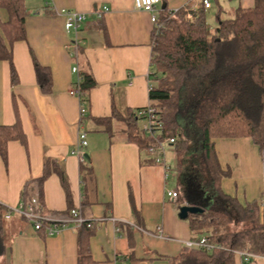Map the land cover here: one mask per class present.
I'll return each mask as SVG.
<instances>
[{
	"label": "crops",
	"instance_id": "1",
	"mask_svg": "<svg viewBox=\"0 0 264 264\" xmlns=\"http://www.w3.org/2000/svg\"><path fill=\"white\" fill-rule=\"evenodd\" d=\"M209 1L210 8L205 12L211 25L217 12L223 18L254 4V0ZM24 3L28 12L26 40L11 46L16 85H11L8 63L0 61V127H11L19 121L25 144L8 142L6 163L0 159V206L15 208L27 185L30 196L37 195L48 216L75 209L93 224L85 248L95 264H169L185 243L193 240L188 221L179 218V208L184 204L206 207L210 193L199 186L206 194L204 206L187 201L182 173H191L178 165L171 146L170 159L175 166L166 163L169 170L165 171L152 162L147 151L127 141L122 123L94 122L110 118L112 113L124 117L130 110L149 105L150 14L136 10L133 0ZM201 3L166 0L157 11L165 8L174 12L187 6L201 9ZM102 7L108 10L98 18L95 12ZM61 10L82 13L85 22L77 30L66 32ZM0 18L4 21L6 15L0 12ZM75 40L81 45L72 55L67 46ZM31 53L50 74L48 93L38 86ZM74 67L78 73H72ZM83 73L92 77L95 86L88 92L86 115L80 123V103L69 91ZM83 130L87 146L86 163L81 166L71 152ZM213 144L221 170L228 173L219 181L221 191L241 205L256 202L259 222L264 225V205L260 206L264 164L258 148L249 138H217ZM46 162L50 173L38 195L37 180ZM55 170L63 173L68 196ZM169 191L178 194L176 200L167 197ZM84 230L69 225L48 236L11 212L9 219L4 215L2 220L6 252L0 264H77ZM234 264H264V256L252 255L245 262L236 253Z\"/></svg>",
	"mask_w": 264,
	"mask_h": 264
},
{
	"label": "trees",
	"instance_id": "2",
	"mask_svg": "<svg viewBox=\"0 0 264 264\" xmlns=\"http://www.w3.org/2000/svg\"><path fill=\"white\" fill-rule=\"evenodd\" d=\"M25 0H0V61L9 65L10 82L17 84L11 46L26 40L25 19L28 12ZM164 4L166 0H161ZM206 9L190 6L158 13V25L152 30L150 64L151 89L149 107L155 110L159 122L156 141L173 138L179 166L188 173L199 165L206 181L209 203L200 215H189L192 239L209 234L211 250L188 249L169 261V264H234L236 252L264 256V225L259 222L256 202L241 205L224 194L219 181L228 173L218 164L213 140L217 138H249L258 148L264 164V0H254L252 8L237 9L229 16L214 15L213 24L207 21ZM36 81L41 91L50 90V74L31 53ZM95 86L92 77L80 74L79 88L82 103ZM147 107V106H146ZM130 110L124 117L112 113L107 119H97L98 125L116 120L124 125L128 142L146 151L155 146V139L145 135L139 125V112ZM25 137L19 121L11 127H0V159L7 160V144ZM44 164L38 184L41 186L50 173ZM83 166V165H81ZM67 194L63 173L55 170ZM191 173V172H190ZM200 181V180H198ZM34 197H37L35 195ZM33 198L27 185L20 193L24 204ZM38 199V197H37ZM7 209L0 206V257L6 252L2 235V220ZM85 229V230H84ZM77 264H95L87 252L86 239L91 228L83 227ZM207 233V232H210ZM205 233V234H204Z\"/></svg>",
	"mask_w": 264,
	"mask_h": 264
},
{
	"label": "built area",
	"instance_id": "3",
	"mask_svg": "<svg viewBox=\"0 0 264 264\" xmlns=\"http://www.w3.org/2000/svg\"><path fill=\"white\" fill-rule=\"evenodd\" d=\"M134 8L136 10L144 11L150 14V22L153 27H157L158 25V11L157 8L161 3V0H133ZM201 6L204 9L210 8L209 0H202ZM195 9V8H194ZM106 7H102L101 11H96L95 14L98 18L102 16L103 13L107 12ZM157 11V12H156ZM61 14L64 17V29L66 32L77 30L84 22L85 15L82 13L70 11V10H61ZM81 45L78 41L70 42L67 46V49L73 51L72 55H76V51ZM72 73H78V69L76 67L72 68ZM150 77V73L148 74V78ZM80 76L74 83H72V87L69 91V94L75 98L80 103L79 108V122L83 120L86 115V107L82 103V92L79 88ZM151 89V84L148 85V90ZM139 116L142 117L141 120L145 121V124L141 127L142 132L145 135L152 136L155 139V136L159 132V122L157 121V117L155 114V110L149 106L146 107L144 111L138 113ZM86 132L79 131L77 136V142L72 150V155L76 156L80 165H84L86 163V156L84 154V149L87 146L86 140ZM174 143V139L170 138L165 142H159L155 139V146L146 150L147 153L152 158V162L157 165H161L165 171L169 170L165 163L164 157V145ZM167 197L171 200H176L178 194L174 191H169L166 193ZM264 205V193L263 197L260 200V206ZM16 213L22 218H24L29 224L32 225L35 231H44L48 236L54 235L58 233L60 230L67 226H71L72 228L78 230L83 227L91 228L93 224L87 220H84L79 212L75 209L69 210L66 214H58V215H47L44 213L43 206L39 203L37 197L30 198L27 203L20 202L15 208L12 210H8L5 214V218L9 219L10 213ZM209 234L201 236L197 240H191L185 243V248L188 249H205L211 250L214 248V245H211L208 242ZM242 259L247 262L252 255L248 252H236Z\"/></svg>",
	"mask_w": 264,
	"mask_h": 264
},
{
	"label": "rangeland",
	"instance_id": "4",
	"mask_svg": "<svg viewBox=\"0 0 264 264\" xmlns=\"http://www.w3.org/2000/svg\"><path fill=\"white\" fill-rule=\"evenodd\" d=\"M145 124L144 120L139 121L140 127H143L142 125ZM172 147V146H171ZM173 148V147H172ZM164 157H165V163L170 164V166L174 167V162L170 159V147L168 144L164 145ZM189 171L191 172L190 175L182 173V177H184L186 180L182 178L183 187H184V195L187 201L190 203L191 201H198L200 205L204 206L206 203V194L199 189V186H202L205 188L206 181L203 179L202 170L200 169L199 165H194L189 168ZM200 180V181H198ZM184 183H188L187 185ZM198 197V198H196ZM211 232V231H210Z\"/></svg>",
	"mask_w": 264,
	"mask_h": 264
},
{
	"label": "water",
	"instance_id": "5",
	"mask_svg": "<svg viewBox=\"0 0 264 264\" xmlns=\"http://www.w3.org/2000/svg\"><path fill=\"white\" fill-rule=\"evenodd\" d=\"M203 213V209L198 206H192L184 204L179 208V218L186 219L189 215H200Z\"/></svg>",
	"mask_w": 264,
	"mask_h": 264
}]
</instances>
